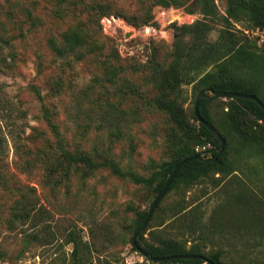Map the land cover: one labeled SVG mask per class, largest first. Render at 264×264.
I'll return each mask as SVG.
<instances>
[{"label": "rangeland", "instance_id": "obj_1", "mask_svg": "<svg viewBox=\"0 0 264 264\" xmlns=\"http://www.w3.org/2000/svg\"><path fill=\"white\" fill-rule=\"evenodd\" d=\"M260 5L0 0V264H73L70 231L86 244L85 264H161L132 238L164 163L185 156L164 104L198 132L207 73L262 86L264 102ZM107 67L117 74L103 87ZM206 111L226 138L223 172L173 186L139 240L264 264V119L229 98L209 99ZM212 148L205 138L190 144Z\"/></svg>", "mask_w": 264, "mask_h": 264}, {"label": "trees", "instance_id": "obj_2", "mask_svg": "<svg viewBox=\"0 0 264 264\" xmlns=\"http://www.w3.org/2000/svg\"><path fill=\"white\" fill-rule=\"evenodd\" d=\"M260 7H258L257 11L262 15L264 19V0H260ZM67 11V10H66ZM264 21V20H263ZM75 39H80L78 35L73 36ZM68 38L67 35H64L62 44L64 45V40L66 41ZM233 54V53H232ZM231 54V55H232ZM230 55V56H231ZM105 63V62H104ZM222 64H224V68L226 65V61H222ZM108 66V65H107ZM107 76L105 77L106 83H99L101 86L106 87V84L108 82H114V77L117 74V71L113 70L112 67H107ZM226 72V71H225ZM208 79V80H207ZM201 82L204 84L205 87H203V90L205 89H214L216 91H231V92H243L247 94H253L257 96V92H261L262 86L254 87L255 89H248L246 87H242L240 83H237L235 81H220L215 82L213 81V74L207 73L203 76L201 79ZM126 87H129L128 85H125ZM200 91V93H201ZM199 93V95H200ZM198 95V97H199ZM258 97V96H257ZM259 98V97H258ZM231 101L236 102L238 104L239 109L244 110L245 108L253 111L255 115L258 116L259 119H264V109L254 100L252 99H245V98H229ZM260 99V98H259ZM261 100V99H260ZM209 101V99H203L200 104V113L201 115L208 120L209 122H212L211 117L206 111V103ZM262 101V100H261ZM263 102V101H262ZM264 103V102H263ZM164 109L166 112L170 113L173 117L174 122L177 124V127L180 129V144L182 146V150L185 152V156L182 158L169 161L164 163L163 169H161V172L165 173L164 180L161 181L156 187L157 196L165 186L166 182L168 181L170 175L174 172L175 168L179 163H181L184 159H189L188 162L181 167V169L176 174L169 190L175 186L179 182H184L190 184L198 177H201L203 175H207L210 172H223L224 167V157L223 155L219 156L216 161H202L200 159H194L192 158L195 154H197L195 151H191L190 144L193 142L199 141L201 138H205L208 140H211L214 144V147L216 148L220 144V140L216 138L213 133L206 127L203 123L200 122V129L197 132V130L190 125L189 122H187L185 119L182 118L181 114L182 112L179 110V108L170 102H165ZM196 115V113H195ZM181 116V117H180ZM197 118V116H196ZM197 121L199 119L197 118ZM212 148V149H215ZM214 155H217V152L214 153ZM84 162L88 166H93V161L90 160V157L84 156L83 157ZM168 190V191H169ZM149 214V211L147 212H141L139 213L138 217L135 220V229L136 231L141 227V225L144 223L145 219L147 218ZM30 211L25 209V213H23L21 216L22 219H29L31 216ZM135 231V233H136ZM141 238H144V234L141 236ZM140 238V239H141ZM133 240V238H132ZM67 243L73 244V264H85V248L86 244L83 242L82 238H80L75 231L68 232ZM133 244V242H132ZM138 244L148 253L152 254L153 256H170V255H176V254H202L199 249L193 248V249H187L185 247V244L180 243L178 241H165V245L162 246H143L138 240ZM133 249L135 251H138V249L133 245ZM208 256L214 264H227L223 260V251L218 250L214 253H211ZM153 262V261H151ZM161 264H202L205 263L202 259H177V260H164L160 261Z\"/></svg>", "mask_w": 264, "mask_h": 264}, {"label": "water", "instance_id": "obj_3", "mask_svg": "<svg viewBox=\"0 0 264 264\" xmlns=\"http://www.w3.org/2000/svg\"><path fill=\"white\" fill-rule=\"evenodd\" d=\"M245 98V99H252L256 101L263 109H264V103L255 95L253 94H247L243 92H231V91H216L214 89H205L201 91L196 104H195V113L197 118L201 123H203L208 129L213 133V135L220 140V144L215 148L211 149L205 153H197L192 158L200 159L202 161H216L219 156H221L224 152L225 146H226V138L223 136V134L216 128L214 124L206 120L200 113V104L203 99H212V98ZM217 152V155H214V153ZM189 159H184L181 163L177 165L174 172L170 175L168 181L166 182L165 186L161 190V192L158 194L156 199L151 205V208L149 210V214L147 218L145 219L144 223L141 225V227L136 231V233L133 236V245L138 249V251L146 257L148 260L153 262H160L164 260H177V259H202L205 262L209 264H214L213 261L206 255L202 254H176V255H170V256H153L152 254L145 251L139 244L138 240L140 237L145 233V230L150 222V220L153 217V214L158 207L161 200L165 197L167 194L176 174L181 169L183 165H185L188 162Z\"/></svg>", "mask_w": 264, "mask_h": 264}, {"label": "built area", "instance_id": "obj_4", "mask_svg": "<svg viewBox=\"0 0 264 264\" xmlns=\"http://www.w3.org/2000/svg\"><path fill=\"white\" fill-rule=\"evenodd\" d=\"M209 146L211 147V145L209 144ZM198 150L200 151V152H203V150H207L208 149V147L207 146H204L201 150H200V146H198Z\"/></svg>", "mask_w": 264, "mask_h": 264}]
</instances>
